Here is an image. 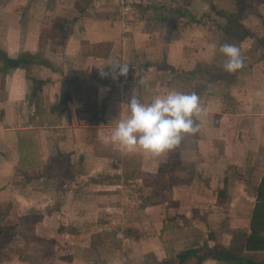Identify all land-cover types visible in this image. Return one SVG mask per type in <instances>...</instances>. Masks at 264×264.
<instances>
[{"label":"crops","instance_id":"obj_1","mask_svg":"<svg viewBox=\"0 0 264 264\" xmlns=\"http://www.w3.org/2000/svg\"><path fill=\"white\" fill-rule=\"evenodd\" d=\"M234 18L253 38L233 42L244 67L229 74L216 49L240 30ZM260 40L264 0H0V225L61 239L44 264H158L242 247L264 176ZM124 63L126 77L102 75ZM169 90L195 92L203 113L164 181L170 151L126 154L104 138L131 95L148 103ZM22 239L0 264L41 262Z\"/></svg>","mask_w":264,"mask_h":264},{"label":"clouds","instance_id":"obj_2","mask_svg":"<svg viewBox=\"0 0 264 264\" xmlns=\"http://www.w3.org/2000/svg\"><path fill=\"white\" fill-rule=\"evenodd\" d=\"M216 50L224 57L223 70L226 73H235L244 67L241 50L237 45L223 43ZM129 70L126 63L115 64L111 65L109 73L102 75H110L113 80H118L126 77ZM124 106L128 112L127 117L116 122L104 142L118 147L126 154L141 152L151 157L175 149L186 135L196 134L199 131L196 118L203 113L200 98L195 92L186 94L176 90L156 95L148 103L131 95Z\"/></svg>","mask_w":264,"mask_h":264},{"label":"trees","instance_id":"obj_3","mask_svg":"<svg viewBox=\"0 0 264 264\" xmlns=\"http://www.w3.org/2000/svg\"><path fill=\"white\" fill-rule=\"evenodd\" d=\"M232 23L236 24L237 29L239 27L240 30L235 32L226 31L231 43H238L244 37L253 38L249 31L241 27L237 18H234ZM259 43L261 46H264V40H260ZM7 64L16 67L20 65V61L8 60ZM179 166L180 158L178 153L176 151H170L166 161L160 164L159 175L165 176L167 179H173ZM14 230V225H0V258L8 251L9 245L14 241ZM59 231L61 233L62 229ZM61 241L59 239L51 240L50 242L52 245L57 246L61 244ZM54 257L57 262L70 263L72 261L71 256L68 255L63 256L56 253ZM207 259L226 264H264V176L257 189L256 201L250 219L249 234L242 247H235L229 250L221 248L208 249L205 246L193 248L158 264H202Z\"/></svg>","mask_w":264,"mask_h":264},{"label":"rangeland","instance_id":"obj_4","mask_svg":"<svg viewBox=\"0 0 264 264\" xmlns=\"http://www.w3.org/2000/svg\"><path fill=\"white\" fill-rule=\"evenodd\" d=\"M165 179V178H164ZM164 181H169V179H167L166 178V180H164ZM168 183V182H167ZM27 228V227H26ZM26 228H24L23 229V231H17L16 229L14 230L15 232L14 233H17L18 235H19V238L17 239V240H15V241H13V243L14 242H16V244H10L9 245V247H8V249L10 248V249H13V247H15V245H17V244H22L21 242H26V241H24L22 238H24V239H26L27 240V242L29 241V242H31L30 243V251H29V253L31 254V256H30V258H41V262H39V264H44V262H45V260H44V253L46 252V250H47V247H51V246H53L52 244H51V240L50 241H48V242H44L43 240H40V241H38V240H36V239H34V240H30L31 238H33L31 235H29V233L27 232V229ZM25 232V233H24ZM22 235H21V234ZM22 237V238H21ZM22 239V240H21ZM29 239V240H28ZM27 244V243H26ZM24 253H25V251H24ZM23 253V254H24ZM22 254V255H23ZM42 254V255H41ZM4 255V258H7V256H6V254H3ZM17 255H19V254H17ZM20 257H21V255H19ZM41 256V257H40ZM43 258V259H42Z\"/></svg>","mask_w":264,"mask_h":264},{"label":"built area","instance_id":"obj_5","mask_svg":"<svg viewBox=\"0 0 264 264\" xmlns=\"http://www.w3.org/2000/svg\"><path fill=\"white\" fill-rule=\"evenodd\" d=\"M126 2L127 0H118V3L120 5V7L124 8L126 6Z\"/></svg>","mask_w":264,"mask_h":264}]
</instances>
